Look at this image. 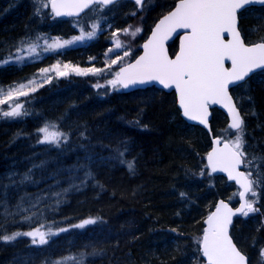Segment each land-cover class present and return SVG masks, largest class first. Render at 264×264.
Listing matches in <instances>:
<instances>
[{"label":"trees","instance_id":"trees-1","mask_svg":"<svg viewBox=\"0 0 264 264\" xmlns=\"http://www.w3.org/2000/svg\"><path fill=\"white\" fill-rule=\"evenodd\" d=\"M176 1L154 0L153 5L146 1L139 8L125 0L108 8L95 5L96 12L90 9L78 19H59L49 7L37 15L34 0H0V59L13 55L7 46L25 47L43 37L90 31L100 14L108 15L110 22L136 13L126 25L105 27L84 44L39 60L0 66L2 88L36 79L40 69L50 68L56 59L104 69L101 75L87 76L70 72L58 77L49 72L50 81L19 98L28 115L0 116V235L32 231L40 225L45 226L43 231L69 229L49 236L43 245L32 244V238L23 235L9 242L0 240V264H203L198 247L205 213L192 211L186 217L183 201L209 185L213 190L200 196L208 201V211L223 194L217 190L220 184L234 186L223 176L208 174L207 131L182 118L174 92L156 87L124 92L107 84L140 47L109 69L108 51L117 38L113 30L117 29L119 38L121 30L143 25L142 40ZM110 10L114 12L109 16ZM240 20L249 41L259 40L247 34L250 27L259 30L256 37H264V6L248 8ZM177 48V42L170 44L171 53ZM97 83L104 87H95ZM235 90L245 114L243 151L247 160L255 161L245 169L259 183L253 186L256 195L250 194L258 211L238 219L234 237L251 264H264V70ZM0 109L9 110L7 105ZM136 117L144 122L140 129L129 127ZM46 124L64 134L59 146L38 143L42 138L38 129ZM212 128L214 134L229 138L227 120L218 110H214ZM188 175L207 177L208 184L198 179L204 186L193 190L183 184ZM87 218L97 222L71 227ZM242 227L248 230L243 233Z\"/></svg>","mask_w":264,"mask_h":264},{"label":"snow or ice","instance_id":"snow-or-ice-1","mask_svg":"<svg viewBox=\"0 0 264 264\" xmlns=\"http://www.w3.org/2000/svg\"><path fill=\"white\" fill-rule=\"evenodd\" d=\"M134 2L142 7L144 0H134ZM115 3L116 0H34V7L37 15L42 9L50 6L55 16H71L79 15L85 8L92 5L104 8ZM256 3L264 5V0H178L174 10L169 11L159 21L151 37L143 44V55L139 56L134 63L120 67L119 71L115 72L114 78L107 81L113 89H117V86L128 88L131 85L151 82H156L165 89L174 88L178 94L183 117L189 121H197L205 127L208 126L209 105L220 104L228 110L231 116L229 129L237 130V135L234 141L224 142L223 147H214L207 154L206 167L210 169L209 175L217 171L225 172L229 180H235L240 184L243 191L239 195L243 203L239 208L233 209L221 200L215 206V211L207 216L205 220L207 227L204 228L199 240V251L206 258V264H247L246 256L229 235V226L237 214L246 217L249 213L258 211L253 206L255 201L244 199L246 193L251 192L253 196L256 195L253 186L259 181L251 179V171L247 174L239 171L241 164H251V161L246 159V153L243 151V140L240 135L243 119L229 95L230 85L244 81L255 69H264V37H261L258 42L247 43L238 28V11L246 5ZM135 14V12L132 13V15ZM91 29V31L82 29L81 35L73 37L72 40L61 42L57 38L50 43L46 40L42 51H57L85 39L94 38L100 29L99 22H94ZM178 29L186 31L180 37L179 52L175 58H170L165 42ZM123 31L127 34L129 30ZM140 31L141 29L137 28L131 35L134 36ZM112 36L117 38L114 49H109V52H114L116 58L107 64L109 69L130 55L128 50L123 52V56L116 51L124 45L116 32H113ZM39 47L36 43H28L26 47L17 49V53L24 52L25 55L10 54L7 58L0 59V66L38 57ZM226 61L231 62L230 67L225 66ZM40 72L42 74L54 72L58 77H66L70 72L78 76L101 75L104 69L94 66L81 68L68 64L61 66L58 62L50 68L40 69ZM51 79V76H47L44 82ZM34 83H36L34 80L29 81V85ZM94 86L104 87L100 83ZM35 91V87H28L23 83L18 87L10 86L7 91L0 88V106L7 105L9 109H0V116L15 119L28 115L19 98L28 97ZM52 128H55V125L46 124L38 129V132L42 134L38 143L59 146L65 136L61 132L50 130ZM214 143L220 145L221 140L216 139ZM128 167L131 170L133 165L129 163ZM204 174L201 172V175ZM17 208L19 209L20 206L17 205ZM25 219H31V217H25ZM96 222V219L87 218L71 227L84 228ZM44 227L40 225L32 231L0 235V240L9 242L23 235L31 237L32 244L43 245L48 243L49 236L69 230L68 228H59L56 232H53L51 228L46 231L41 230Z\"/></svg>","mask_w":264,"mask_h":264},{"label":"bare ground","instance_id":"bare-ground-1","mask_svg":"<svg viewBox=\"0 0 264 264\" xmlns=\"http://www.w3.org/2000/svg\"><path fill=\"white\" fill-rule=\"evenodd\" d=\"M130 1H132V0H130ZM133 2V1H132ZM151 4H154V0H152L151 2H150ZM144 6V5H143ZM142 6V7H143ZM150 7V6H149ZM122 17V16H121ZM126 18L127 17H122V19H113L112 21H110V24H112V25H126V23L129 21V19H131V20H134L135 18H136V15H131V16H129V19H127L126 20ZM141 53H139V55H140ZM241 85V84H240ZM240 85H237V87H239ZM122 91H124V88H120ZM236 99V98H235ZM236 101H237V99H236ZM238 105H239V100H238ZM240 106V105H239ZM179 109V108H178ZM216 110H218V111H220L222 114H223V117L224 118H226V120H227V127H228V130H229V133H230V135L229 136H227V137H230V138H232V136L234 135V134H236L237 133V130H232V129H229V124H228V119H227V117H226V115L224 114V112L222 111V110H220V109H216ZM141 115H146V109H144V111L142 112V114ZM244 113L242 112V116H243V118H244ZM184 119V118H183ZM185 120V119H184ZM144 122H143V120H142V117H136V119L134 120V123L133 122H131L130 124H129V127H132V128H135V129H140V127H143L144 126V124H143ZM243 126V125H242ZM208 133V132H207ZM242 132H241V130H240V135L242 136ZM208 137H209V140H210V144H209V147H208V149H207V152H206V156H205V163H206V165L208 164V161H207V153L209 152V150L211 149V147H212V137H211V135H210V133H208ZM262 162H264V159H262ZM255 165V161L253 162V161H251V165ZM245 166H246V164H244V170L246 171V169H245ZM262 168V172H261V176H262V178H263V181H264V166L263 167H261ZM209 169V168H208ZM209 171H210V169H209ZM246 173H247V171H246ZM212 174H214V173H212ZM215 175V174H214ZM216 176H221V175H216ZM184 179V181L186 182H184L183 184H187V186H189V187H191L193 190L194 189H201L204 185L202 184L203 182L204 183H206V184H208V181H209V179L207 178V177H204V176H198L196 179L194 178V177H192L191 175L189 176H186V177H184L183 178ZM198 179L199 180H202V183L201 182H199L198 183ZM217 184L219 185L220 184V182H217ZM233 184V183H232ZM206 186V188H203V189H201V190H199V193L197 194H194V195H190V197L188 198V200L187 201H183V203H184V206H185V210H186V213L184 214L186 217H189L190 215H191V212L193 211V212H200V213H202V214H204L205 213V216H204V218H203V224H204V226H203V230H204V227H205V220H206V218H207V216L211 213V212H213L214 211V209H215V206L219 203V200H221V199H225V201H227L228 202V204H230L232 207H233V209H235V208H237L238 206H239V204H240V196H239V193H240V190H239V188L237 187V186H235L236 187V190L234 189V186H229V184H227V185H224V184H220L219 185V187L217 188V190L219 191V193H223V194H225V195H220V196H218L217 198H216V200H214V204H213V206L207 211L206 209H207V206L209 205L208 204V201H206L205 199H203V200H201V198H200V196L201 195H203V194H206V193H208L207 191H209V190H213V188H209V185H205ZM234 190H235V192H236V198L235 199H233V198H231V196L233 195L232 193H234ZM229 192V194H227ZM243 217V215H240V216H237L236 218H235V220H234V223H233V225H232V229H231V235H232V237H233V240H234V242L237 244V246L239 247V245H238V243H237V241H236V238L234 237V228H235V224H236V222H238V219L239 218H242ZM240 220V219H239ZM241 224V226H242V224L243 223H240ZM254 228L258 231V224H254ZM243 229H242V231H243V233H245L247 230H248V227H242ZM203 230H202V235H203ZM202 235L200 236V238L202 237ZM200 248V244H199V247H198V249ZM239 249L244 253V254H246L247 256H248V259H249V264H251V259H250V256L247 254V253H245V251H243L240 247H239ZM200 252V251H199ZM201 255H202V253H200Z\"/></svg>","mask_w":264,"mask_h":264},{"label":"water","instance_id":"water-1","mask_svg":"<svg viewBox=\"0 0 264 264\" xmlns=\"http://www.w3.org/2000/svg\"><path fill=\"white\" fill-rule=\"evenodd\" d=\"M117 1H119V0H116V2H117ZM133 1H134V0H133ZM144 1H145V0H144ZM177 2H178V1H177ZM175 5H176V4H175ZM92 6H93V5H92ZM92 6H90L89 8H91ZM108 6H110V5H108ZM251 6H264V5H261V4L256 3V4L246 5L244 8L240 9V10L238 11V28H239V30H240V19H239V13H240L242 10H244L245 8H247V7H251ZM174 7H175V6H174ZM174 7H173L171 10H174ZM89 8H85L84 11H82V12L79 13V15H71V16H69V15H65V16H57V17H60V18L79 17V16H81L82 14H84ZM171 10H170V11H171ZM167 14H168V12H167L166 14H164V15H163V16H162V17H161V18L155 23V25L153 26V28H152V30H151L149 36H148L147 39L143 42V44L147 42V40L151 37L152 32L155 30L156 25H157V24L159 23V21H160L161 19H163V17H164L165 15H167ZM185 31H186V30H184V29H178V30H177L176 32H174V33L171 35V37L165 42V48L167 49V52H168V55H169L170 58H175V55L179 52V50H180V43H181V41H180V37H182V36L184 35ZM240 31H241V30H240ZM241 34H242V32H241ZM176 39H178V41H179V49H178V51L176 52V54H175L174 56H171L170 51H169L168 43H170V42H172V41H174V40H176ZM143 44H142V46H143ZM142 46H141V49H142L141 54L138 55V56L136 57V59H138L139 56L143 55V51H144V50H143V47H142ZM136 59H134L133 61H131V62H129V63H134ZM127 64H128V63H127ZM127 64H125V65H123V66H126ZM228 65H229V66H228ZM225 66H226V67H230V66H231V62H230V61H226V62H225ZM121 67H122V66H121ZM119 69H120V68H119ZM259 70H262V69H255L253 72H251V73L249 74L248 77L245 78L244 81H246V80H247L252 74H254L255 72H257V71H259ZM118 71H119V70H118ZM244 81H242V82H244ZM242 82H239V83H237V84H235V85H230V86H229V95L232 97V103L235 105L236 109H237L238 112L240 113L241 118L243 119L242 112H241L240 108L238 107L237 101H236V99H235V97L233 96L232 91H231V89H232L234 86H236V85H238V84H240V83H242ZM149 86H155V87H157V88H159V89H162V90H164V91H167V92H172V91H174V92L176 93V91H175L174 88H171V89H165V88H163L162 85H159V84L156 83V82H151V83H147V84H136V85H131V86H129L128 88H124V91H125V92H131V91H133V90L140 89V88H147V87H149ZM176 98H177V106H178V108H179V110H180V113H181L182 118H184L185 121L188 122V123H190V124L199 125V126L203 127L208 133H210V135H211V137H212V147H211V149L209 150V152H211V151L213 150L214 147H223V143H224V142H230L229 140L222 139L220 136H216V135L214 134L213 130H212L213 109H220V110H222V111L224 112V114L226 115L227 119H228V124L230 125V123H231V116H230V114L228 113V110H227L226 108H224V107H223L222 105H220V104L209 105L208 126L205 127L204 125L199 124L197 121H189L186 117H183V115H182V109H180V107H179V101H178V94H177V93H176ZM232 130H235V129H232ZM216 139H220V140H221V144H220V145H216V144L214 143V141H215ZM209 152H208V153H209ZM208 153H207V154H208ZM207 161H208V160H207ZM239 171H242V172H245V173H246V171L244 170V164H241V165L239 166ZM214 174H215V175H221V176H224L225 178H227V180H228L229 182L234 183V184L239 188L240 192L243 191V188H241L240 184L236 183L235 180H229V179H228L227 173L217 171V172H215ZM246 174H247V173H246ZM249 194H250V192H249V193H246L244 199H247V200H248V195H249ZM239 196H240V195H239ZM221 200H223L225 203L228 204V202L225 201V199H221ZM221 200H219V202H220ZM241 203H243V201H242V199H241V197H240V204H239V206H238L237 208L240 207ZM228 205H229V207L233 208L230 204H228ZM235 209H236V208H235ZM214 211H215V209H214ZM240 215H241V214H237L236 216L233 217V223H234L235 218H236L237 216H240ZM233 223L229 226V235H230L231 237H232V235H231V229H232V225H233ZM206 227H207V225L205 224V227H204V228H206ZM232 239H233V237H232ZM233 242H234V240H233ZM234 243H235V242H234ZM235 244H236V243H235ZM236 246H237V244H236ZM237 247H238V246H237ZM238 249H239V247H238ZM239 250H240V249H239ZM240 251H241V250H240ZM241 252H242V251H241ZM242 253H243V252H242ZM243 254H244V253H243ZM244 255H245L246 258H247V264H249L248 256H247L246 254H244ZM201 256H202V255H201ZM202 259H203V261H204V264H206V258H204V257L202 256Z\"/></svg>","mask_w":264,"mask_h":264},{"label":"rangeland","instance_id":"rangeland-1","mask_svg":"<svg viewBox=\"0 0 264 264\" xmlns=\"http://www.w3.org/2000/svg\"><path fill=\"white\" fill-rule=\"evenodd\" d=\"M146 1H148V2H151L152 0H146ZM153 5V4H152ZM97 11V9L95 8V9H92L90 12L91 13H94V12H96ZM113 10H110L109 12H108V14H109V16L110 15H112L113 14ZM100 14V13H99ZM98 16V15H97ZM89 17H90V15L87 17V19L86 20H88L89 19ZM100 18H99V24H100V29L96 32V35L94 36V38L96 37V36H98V34H99V32L100 31H102L105 27H108V28H110L111 26H113L112 24H110V22H108V15H105V14H100V16H99ZM101 25H103L104 27L102 28V26ZM142 26L143 25H131L130 27H129V31H128V33L127 34H125L124 33V31H122L121 30V34H120V36H119V40L121 41V43L124 45V47L123 48H121V49H119V50H116V51H118L119 52V54L121 55V56H123V52L125 51V50H128L130 53L133 51V52H135V51H137V49H138V46H139V44H140V42H141V36H140V34H141V32H142ZM249 27V26H248ZM137 28H139V29H141V31L140 32H138V33H136L134 36L133 35H131V33L132 32H134L135 31V29H137ZM92 30V29H91ZM90 30V31H91ZM117 29L115 28L114 30H113V32H115ZM258 29L257 28H255V27H250L249 28V31L247 32V34L249 35V36H254L255 37V39H260V38H258V37H256V35H258L259 33H258ZM78 35H81V33L80 34H77V35H74V36H68V37H60V36H52V37H43L42 39H40L39 40V42L38 43H36V44H38L40 47L37 49V51L39 52V56L38 57H32V58H26L25 59V61L24 62H27V61H33V60H39V59H41L42 57H44L45 55H47V54H49V53H53V52H55V51H49V52H44V51H42V49H43V47L45 46V41L47 40L49 43L50 42H52V40L53 39H59L61 42L62 41H64V40H72V38L73 37H76V36H78ZM140 36V37H139ZM93 39V38H92ZM91 40V39H90ZM89 39H85L84 41H82V42H77V43H75V44H72V45H69V46H66V47H71V46H75V45H79V44H84V43H86V42H88V41H90ZM125 40H130L129 41V43H127V42H125ZM26 47V46H25ZM114 47H115V45L113 46V47H111L110 49H114ZM13 48H15V49H13ZM18 48H24L23 46H21V45H15V46H7V49H11L14 53H13V55H16V54H19V55H25V53L24 52H20V53H17V49ZM116 58V55H115V53L114 52H109L108 51V60H107V64H109L110 62H111V60L112 59H115ZM60 63V65L61 66H63L64 64H68V65H71V64H69V63H66V62H63V61H61V60H59V59H56L54 62H52L53 64L52 65H55V64H57V63ZM21 63H23V62H20V64ZM51 65V66H52ZM71 66H76V65H71ZM54 73V72H53ZM40 75H38L37 76V78L36 79H33L36 83H34V84H31V85H29V82H26V83H23V84H25V85H27L28 87H35V88H38L42 83H44V81H45V79H46V74H42L41 72L39 73ZM47 76H48V73H47ZM33 80H31V81H33ZM19 85H16V86H14V87H18ZM0 88H2V87H0ZM3 89L5 90V91H7L9 88H4L3 87ZM27 90V89H26ZM233 95L235 96V98L237 99V101L240 99H238V97H239V93H237V90H235L234 89V91H233ZM238 95V96H237ZM230 135V133H228V136ZM236 135H237V133L236 134H234L233 136H232V138H230V140L231 141H234L235 140V137H236ZM224 137V136H223ZM242 137V136H241ZM246 242V241H245Z\"/></svg>","mask_w":264,"mask_h":264}]
</instances>
